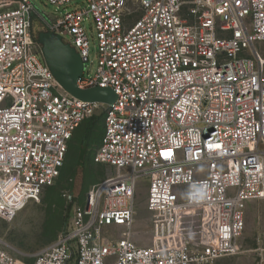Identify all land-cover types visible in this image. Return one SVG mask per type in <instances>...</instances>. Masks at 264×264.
Returning a JSON list of instances; mask_svg holds the SVG:
<instances>
[{"label": "built area", "instance_id": "1", "mask_svg": "<svg viewBox=\"0 0 264 264\" xmlns=\"http://www.w3.org/2000/svg\"><path fill=\"white\" fill-rule=\"evenodd\" d=\"M48 1L66 9L75 0ZM80 2L44 20L31 0H0V218L55 184L75 130L97 112L92 160L112 172L80 198L62 191L64 223L32 262L0 240V264H212L239 253L243 205L264 198V0ZM32 15L77 52L78 87L109 88L112 103L64 89ZM87 20L97 39L90 77ZM142 181L146 246L132 239ZM185 214L200 216L195 240Z\"/></svg>", "mask_w": 264, "mask_h": 264}, {"label": "rangeland", "instance_id": "2", "mask_svg": "<svg viewBox=\"0 0 264 264\" xmlns=\"http://www.w3.org/2000/svg\"><path fill=\"white\" fill-rule=\"evenodd\" d=\"M35 10L44 20L54 18L65 10L81 7L80 0H75L66 6L56 8L48 0H31ZM129 7H132L131 2ZM31 30L34 33L47 31L44 21L37 15H32ZM85 30L88 37V61L84 63V76H92L97 66V39L96 32L91 23L85 22ZM100 115V112L94 116ZM93 120V119H92ZM102 119L93 120L91 138L87 134L81 141L78 138L82 134L85 122L74 133L69 146L65 165L55 185L43 190L37 201L27 203L10 221L0 218L1 246L10 252L16 259L29 263L34 260V255L42 247L52 242L58 235L66 214V204L62 191L70 190L79 198L93 184L98 183L111 174V168L93 163L90 153L95 148L98 140L97 132L101 130ZM88 131V129H87ZM87 131L85 133H87ZM90 134V133H89ZM88 140V143H87ZM87 145L88 153L84 156ZM83 151L79 152L78 147ZM85 158V159H84ZM146 183L142 181L137 190V201L134 215L132 239L138 246H146L151 241V216L145 210ZM245 226L239 239L240 252L215 260L212 264H264V198L251 200L243 205ZM200 216L185 214L183 218V230L191 240H195L198 233ZM109 237L111 229H107ZM118 236H115L117 238Z\"/></svg>", "mask_w": 264, "mask_h": 264}, {"label": "water", "instance_id": "3", "mask_svg": "<svg viewBox=\"0 0 264 264\" xmlns=\"http://www.w3.org/2000/svg\"><path fill=\"white\" fill-rule=\"evenodd\" d=\"M37 41L41 45L42 58L56 80L72 95L89 101L112 103L115 95L109 88L91 87L81 89L77 79L82 73L83 63L75 49L62 37L50 31H40Z\"/></svg>", "mask_w": 264, "mask_h": 264}, {"label": "trees", "instance_id": "4", "mask_svg": "<svg viewBox=\"0 0 264 264\" xmlns=\"http://www.w3.org/2000/svg\"><path fill=\"white\" fill-rule=\"evenodd\" d=\"M37 34L38 33H34L33 31H32V35L35 37V38H37ZM100 120V119H102V124H101V130H100V132H97V134H96V136L98 137V140H97V143H96V145H95V148H96V146L98 145V143H99V140H100V137H101V134H102V131H103V113H100V115H98V116H92V117H90V118H88V119H86V120H84L82 123H84L85 122V125L83 126V129H82V134L80 135V136H78V138H76V139H79L80 141H81V139L83 138V136L85 135V134H87V139L89 140V136H90V138H91V136H92V134H91V129L93 128V125H92V121L93 120ZM81 123V124H82ZM80 124V125H81ZM80 125L78 126V128L80 127ZM87 129H88V131H87ZM77 130V129H76ZM75 130V131H76ZM87 131V133H85ZM75 133V132H74ZM90 133V134H89ZM73 136H74V134H73ZM73 136H72V138L70 139V141H69V144H68V150H69V146H70V144H71V140L73 139ZM88 140H87V143H88ZM78 147V146H77ZM95 148L93 149V151H91V153H90V156H91V160H92V158H93V154H94V150H95ZM68 150H67V153H68ZM82 152L83 150L82 149H80L79 147H78V154H77V158H78V155H79V152ZM67 153H66V157H67ZM87 153H88V150H87V145H86V147H85V150H84V156H86L87 155ZM66 157H65V162H66ZM85 159V158H84ZM65 162H64V165H65ZM92 162H93V160H92ZM94 163V162H93ZM63 165V166H64ZM63 166H62V168H63ZM62 168H61V170H62ZM61 170H60V173H61ZM59 177H60V174H59V176H58V178H57V180L59 179ZM56 180V181H57ZM56 183V182H55ZM55 185V184H54ZM53 185V186H54ZM50 187H52V186H50ZM64 220H65V218H64ZM63 223H64V221H63ZM63 223H62V225H63Z\"/></svg>", "mask_w": 264, "mask_h": 264}, {"label": "snow or ice", "instance_id": "5", "mask_svg": "<svg viewBox=\"0 0 264 264\" xmlns=\"http://www.w3.org/2000/svg\"><path fill=\"white\" fill-rule=\"evenodd\" d=\"M217 147H219V146H217ZM164 155L169 156V155H171V154H170V153H165Z\"/></svg>", "mask_w": 264, "mask_h": 264}]
</instances>
